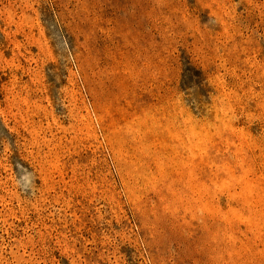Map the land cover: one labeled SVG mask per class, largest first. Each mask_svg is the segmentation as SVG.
Here are the masks:
<instances>
[{
    "label": "rangeland",
    "instance_id": "obj_1",
    "mask_svg": "<svg viewBox=\"0 0 264 264\" xmlns=\"http://www.w3.org/2000/svg\"><path fill=\"white\" fill-rule=\"evenodd\" d=\"M0 264H264V0H0Z\"/></svg>",
    "mask_w": 264,
    "mask_h": 264
}]
</instances>
